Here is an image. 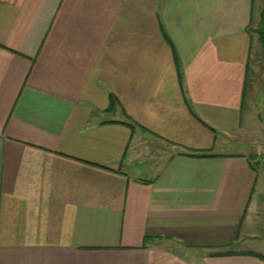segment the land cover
<instances>
[{
  "label": "crops",
  "instance_id": "1",
  "mask_svg": "<svg viewBox=\"0 0 264 264\" xmlns=\"http://www.w3.org/2000/svg\"><path fill=\"white\" fill-rule=\"evenodd\" d=\"M263 12L0 0V264H264V148L223 149Z\"/></svg>",
  "mask_w": 264,
  "mask_h": 264
},
{
  "label": "rangeland",
  "instance_id": "2",
  "mask_svg": "<svg viewBox=\"0 0 264 264\" xmlns=\"http://www.w3.org/2000/svg\"><path fill=\"white\" fill-rule=\"evenodd\" d=\"M256 51L257 49L253 59V76L248 79L242 131L236 139L229 140L223 147L228 152L252 153L258 151L259 146L264 148V54L262 51L256 54ZM256 55L261 57L257 59Z\"/></svg>",
  "mask_w": 264,
  "mask_h": 264
},
{
  "label": "trees",
  "instance_id": "3",
  "mask_svg": "<svg viewBox=\"0 0 264 264\" xmlns=\"http://www.w3.org/2000/svg\"><path fill=\"white\" fill-rule=\"evenodd\" d=\"M255 31L258 34V37H259V40H260V45H261V51L264 54V12L262 14V18H261L259 27H257V29H255ZM180 75H181V78H182V74L181 73H180ZM112 103H115L114 99H112ZM189 155H192V156H208L209 154L194 152V153H190Z\"/></svg>",
  "mask_w": 264,
  "mask_h": 264
}]
</instances>
